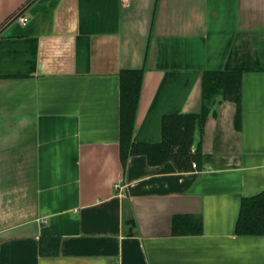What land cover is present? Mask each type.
Segmentation results:
<instances>
[{
    "label": "crops",
    "instance_id": "obj_1",
    "mask_svg": "<svg viewBox=\"0 0 264 264\" xmlns=\"http://www.w3.org/2000/svg\"><path fill=\"white\" fill-rule=\"evenodd\" d=\"M129 70L133 142L207 109L187 168L123 161ZM261 195L264 0H0V264H264Z\"/></svg>",
    "mask_w": 264,
    "mask_h": 264
},
{
    "label": "trees",
    "instance_id": "obj_2",
    "mask_svg": "<svg viewBox=\"0 0 264 264\" xmlns=\"http://www.w3.org/2000/svg\"><path fill=\"white\" fill-rule=\"evenodd\" d=\"M143 70L123 71L121 73V153L125 162L129 154H145L149 163L160 165L173 160L179 169H185L192 163L201 151L199 143L196 155L192 154L197 125L204 124L207 109L205 106L201 114H170L162 119V141L160 143H135L132 140L136 109L139 102ZM222 92L225 99L234 101L238 105L236 118H239L241 102V77L239 73H207L203 81V100L209 102L211 98ZM264 196H258L254 203H264ZM251 202V200L246 201ZM245 202V203H246ZM253 203V204H254ZM248 203L244 205L242 217ZM246 208V209H245ZM243 220V218H242ZM261 224V223H259Z\"/></svg>",
    "mask_w": 264,
    "mask_h": 264
},
{
    "label": "built area",
    "instance_id": "obj_3",
    "mask_svg": "<svg viewBox=\"0 0 264 264\" xmlns=\"http://www.w3.org/2000/svg\"><path fill=\"white\" fill-rule=\"evenodd\" d=\"M125 5H129L130 4V0H124ZM18 20L20 21V23H22L23 25H26L29 21V18L26 16H21L18 18ZM195 166V165H194ZM117 187L120 188V184L117 185Z\"/></svg>",
    "mask_w": 264,
    "mask_h": 264
}]
</instances>
